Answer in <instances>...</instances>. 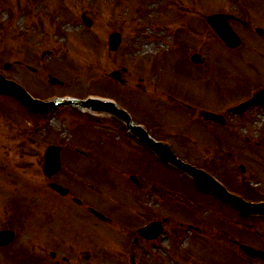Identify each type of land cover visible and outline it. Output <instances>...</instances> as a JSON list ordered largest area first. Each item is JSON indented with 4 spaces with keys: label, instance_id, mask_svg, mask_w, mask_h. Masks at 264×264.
Masks as SVG:
<instances>
[{
    "label": "rangeland",
    "instance_id": "rangeland-1",
    "mask_svg": "<svg viewBox=\"0 0 264 264\" xmlns=\"http://www.w3.org/2000/svg\"><path fill=\"white\" fill-rule=\"evenodd\" d=\"M251 1L252 9L256 7L264 14V0ZM240 6L247 12L246 0H0V72L44 101L67 95L88 100L91 94L111 99L148 126L152 136L168 140L182 157L198 164L205 163L203 159L217 150L227 155L238 147L236 154H248L243 147L246 134L252 140L258 135L255 140L259 143L250 145L249 161L256 168V176L250 178L256 181L262 176L264 180V159L260 162L257 156L259 153L264 158V106L263 126L256 123L231 130L220 128L219 137L226 143L221 149L213 142V134L194 120L197 116H189V105L214 104L257 81L259 86L264 84V51L257 57V69L250 51L246 54L250 59L242 60L217 38L207 35L204 14ZM83 13L92 20L91 26L82 20ZM118 30L123 41L117 50H110L107 36ZM246 35L248 42L255 41L264 50L262 37L249 30ZM193 48L205 55L206 66L194 69L186 61V52L191 49L192 53ZM114 69H121L123 83L111 77L109 72ZM49 74L61 82L51 84ZM72 105L59 104L39 115L16 96L0 91V226L10 219L7 216L12 208L2 197L12 195L23 201L22 221L55 222L60 234L66 232L59 229L62 226L76 229L73 224H79L97 241L115 237L108 225L93 220L72 195H59L50 187L53 178L42 171L44 151L49 143H59L63 145L59 181L89 204L107 212L115 210L120 225L126 214L129 218L141 217L133 209L147 202L136 200L126 189L130 173L142 172L143 180L158 182L166 194H172L161 205L153 204L177 222L174 237L164 238L156 250L151 248L153 253L164 255L165 264H242L238 251L223 239H215L218 231L205 233V226L216 224L215 213L205 207L192 208L186 201V193L194 198L198 192L182 173L149 151L128 148L134 143L119 133L113 114L85 113L82 107ZM158 121L164 127L155 125ZM82 151L87 154H80ZM230 174L226 175L233 183ZM235 175L237 179L248 177L239 169ZM250 186L264 188V182ZM117 203H121L120 213ZM42 223L35 229L42 235L36 240L39 251L50 248L45 238L48 227ZM173 224L169 221L168 229ZM226 225L232 230L229 222ZM258 226L264 232V219ZM52 238L72 254L78 251L73 247H79L75 240L80 236L63 239L53 233ZM19 240L26 241L22 236ZM176 248L180 256L172 252ZM58 252L63 254L65 250Z\"/></svg>",
    "mask_w": 264,
    "mask_h": 264
},
{
    "label": "flooded vegetation",
    "instance_id": "flooded-vegetation-1",
    "mask_svg": "<svg viewBox=\"0 0 264 264\" xmlns=\"http://www.w3.org/2000/svg\"><path fill=\"white\" fill-rule=\"evenodd\" d=\"M246 2H248V13L245 12L246 10L241 6L239 8H232L230 10H219L220 13L227 15L226 19L220 21V24L224 26L225 24L230 25L235 33L241 37V41L237 46L229 45L222 39L220 35L217 34L213 26L206 20V14L203 15V18L208 32L207 35L210 34L209 36L217 38L226 50L239 54L242 60L250 59L246 55L250 51V53L254 55L255 61L252 62V65L255 67L257 66L258 55L263 53L264 50H262L259 45L255 44V41H247L246 31L249 30L258 37L260 36L264 39V14L263 12H259L256 7L255 9H252L251 0H246ZM190 52L191 49L189 53L186 52L185 59L194 69H198L199 66H206L207 58L205 55L202 56L201 50L195 49L192 51V53ZM178 57H180V54ZM178 66H180V59L178 60ZM261 86H259V81H257L253 85H248L245 89L240 90L239 92L232 93L229 98L214 104L207 105L197 103V105H189V116L193 114L197 116L194 120L201 123L208 133L210 132L213 134V137L216 139H214L213 142L217 144V148L221 149L224 146L223 144L226 143L219 137L218 131L220 128H228L231 130V128L242 125H247L249 127L255 125L256 123H259V126H263L261 98L259 102L251 101L249 104L245 105V103L250 101L251 97L254 96L253 94L257 90H260ZM209 112L218 114V117L213 118ZM114 116L115 120L113 123H115V127L119 128V133L124 134L131 140L132 143H134L132 146L129 145L130 147L128 148L133 151L146 150L149 151V154L157 156V153L149 145L148 141L141 136L142 130L140 128H131L128 126V122L124 121L121 113H117ZM133 120L135 124L143 126L149 136H152V133H150L151 129H149L148 126L135 119ZM155 125L164 127L160 121H158ZM109 134L112 135V133ZM152 137L156 138L154 136ZM255 137L257 138V136H254V139L252 140V138L247 135V140L245 141L246 143L243 144V147L249 151L248 154H236L238 152V147H234L232 144H230L234 147V149L232 151H228L227 155L221 153L222 151L217 150L214 155L203 159L205 163L198 164L192 161L190 162L199 168L201 167L210 175L214 176L233 194L235 193L238 196L255 203L264 202V188H258L257 186L253 188L250 186L251 183L261 181L264 182L262 176L257 178L256 181L254 177L250 178V176H256V168L253 167L249 161L250 157H252L250 156L252 155V152L250 153V145L253 143H259L257 140H255ZM161 141L166 142L168 140ZM262 142L264 145V139ZM80 154L83 155L87 153L82 151ZM257 154V156L260 158L258 161L261 162V159L263 160L264 158L262 155H259V153ZM163 162L170 165L169 162ZM238 169L243 175H248V177H241L240 179H237L235 174ZM58 174L59 172L55 174L52 177L53 179L50 181L54 180L60 183L61 181H59V178H57ZM226 174H230L234 177L233 183H231L232 178ZM142 175V172H136L135 174L130 173L127 175L126 180L128 183L125 185V187L136 200L143 198L147 202L144 205L141 203L139 208L133 209V212L139 214L141 217L129 218L130 215L126 214L125 217L121 219L122 225L118 224V222L115 220L117 215L115 210L109 209L107 212L99 209L105 214L103 216L95 213L94 209L98 207L89 204L83 196L73 193L71 190L66 195H63H72L74 202L80 207L85 208L88 214L92 216L93 220L95 219L97 221L103 222L109 226L110 230L114 231L113 233L115 237L106 239L105 241H97L93 237H89V235L92 233L86 232L87 229L85 226L82 227L79 226V224H73L74 226H77L76 229H70L69 225L62 226L59 229H64L69 233L65 232L60 234L55 227V222L51 223L49 221H42L43 223H36L29 220L28 223L22 221L20 217H22V213L25 208L23 206V201L12 195L10 197H2L3 201L7 199V201H4L6 205L9 204V206L12 208L10 214L7 216L10 219L0 226V230L11 231V235L13 237L8 239V241L4 243L3 246H0V264H105V261L108 262L107 264H133V262L134 264H157V260L165 264L162 261L164 255H160V253H153L151 248L156 250L162 245L161 241L164 238L168 237L171 239V237H174L176 234L175 225L177 222L172 216L171 218L173 219L170 220V216L165 211L158 209L159 207L153 206V204H160L163 201L165 202L166 200H169V198L173 196L170 193L169 195L166 194V192L162 190L163 187L161 188L158 182L153 183L151 181L148 182L143 180ZM221 175H223L224 178ZM183 176L187 179L189 185L196 188V191L199 193H197L194 198H190L186 193L185 199L192 206V208L194 206L205 207L206 209H209L210 212L215 213V220L213 219V221L216 224L212 225L210 223L209 225L205 226V233H214L218 231L217 238H214L223 239L227 244H230L231 249L238 251L239 261L242 264H247L248 262H251L249 264H252V262L258 261L264 262L261 257L254 258L243 251L240 247V243H244L246 245L249 244L255 248H261L264 250V232H262L258 226L260 220L264 219V214L252 213L244 216L241 213V210L237 208L235 204H232L226 199L221 198L215 194L213 190L211 191L210 189L199 187L196 183L195 177H193L191 172L189 173L184 171ZM133 177L137 179L133 180ZM147 185H150L149 188H146ZM93 186L94 185L91 184V187ZM83 192L85 193V190ZM93 192L95 191L92 190V193ZM86 193L87 196H89V194L92 195V193ZM150 194L152 195V198H150ZM181 199H183V196H181ZM116 205L118 207L117 211L119 212L121 209V203H117ZM7 208L10 209L9 207ZM217 218L220 220L219 224ZM159 221V225L157 223L158 228H151L144 234L140 233L141 227L149 225L150 222ZM169 221L174 223L173 226H170V229H168ZM244 221H247L246 225L237 227L238 223L241 224ZM226 222L231 224L233 227L231 228L232 230H228V225H226ZM41 223L43 226L46 225L48 227V230H45V238L48 239L47 246L50 247L49 249H47V247H42L43 251L38 250V241H36L37 238L41 239L42 235H38L37 231L35 230L40 226ZM90 223H92V221ZM198 229L201 231V227H198ZM24 230H28V232L26 234H22ZM52 232L59 238L63 239L80 236L81 239L75 240L79 247L76 245L73 247V249L78 251L72 254L70 250L62 247L61 243L53 242ZM20 236H22L26 241L21 242L19 240ZM241 237H248L250 240L246 241ZM68 243L69 242L67 241L66 248H69ZM57 249L60 251L64 249L65 252L60 254ZM148 252H150V254H148ZM172 252L178 254L179 256L181 255L177 248L175 251L172 250Z\"/></svg>",
    "mask_w": 264,
    "mask_h": 264
},
{
    "label": "water",
    "instance_id": "water-1",
    "mask_svg": "<svg viewBox=\"0 0 264 264\" xmlns=\"http://www.w3.org/2000/svg\"><path fill=\"white\" fill-rule=\"evenodd\" d=\"M208 21L215 26L217 31L220 33V35L227 36V33L231 32L230 28H221L220 24H216L217 20L224 19V15L221 14H215V15H208L207 16ZM88 24H91V20H87ZM121 33L113 32L109 35V47L110 49H117L119 47V44L121 43ZM111 75L120 78L121 72L118 70L111 71ZM58 78L51 76L52 82L57 80ZM0 89L7 91L9 93L16 94L19 99H21L23 102H26L28 105H30L34 109L46 111L47 109H50V107H53L56 105V103H60L61 100L56 101H49V102H43L37 98H32V96L29 94V92L19 85L15 80H10L6 78L2 73H0ZM256 95H260L261 101L264 99V88L256 93ZM108 107V105H106ZM113 108V107H112ZM114 110H116L114 108ZM118 110H116L117 112ZM126 121L130 120V116L125 113L123 114ZM214 117H218L214 115ZM145 131V130H143ZM141 136L148 141L151 147L155 149L159 153L163 159L166 161H170L172 164H174L177 167H181L182 169L186 171H191L196 177L197 184L201 187L208 188L210 190H213L218 196L221 198L227 199L229 202L235 204L238 208H240L241 212L246 215L250 213H256L260 212L264 214V204L263 203H252L248 202L246 200H243L241 197L236 196L235 194H231L226 187L222 186L214 177L210 176L206 171L203 169H199L196 166L191 165L190 163H186L184 160H182L179 156H176L175 152L173 151L172 147L169 146L167 143L164 144L159 141H154L153 139L149 138L147 134L141 133ZM60 147L56 146H49L46 150V158H45V165H44V171L48 175L53 174L54 172L58 171L61 162H60ZM52 186L56 188L59 192L67 193L68 189L64 187L63 185H59L55 182L52 183ZM101 214L100 212H98ZM103 215V214H102ZM159 225V224H158ZM157 223L152 222L148 227H143L141 229L142 232H145L149 228H157ZM8 235V232H0V242L4 238V236ZM243 250L248 252L249 254L253 255L254 257L261 256L264 258V251L260 249H255L249 245L242 244L241 245Z\"/></svg>",
    "mask_w": 264,
    "mask_h": 264
}]
</instances>
